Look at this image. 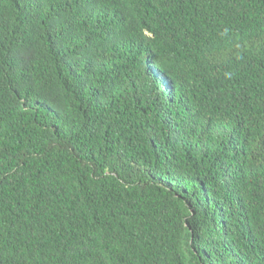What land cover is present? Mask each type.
<instances>
[{"label": "trees", "instance_id": "obj_1", "mask_svg": "<svg viewBox=\"0 0 264 264\" xmlns=\"http://www.w3.org/2000/svg\"><path fill=\"white\" fill-rule=\"evenodd\" d=\"M0 264H264V0H0Z\"/></svg>", "mask_w": 264, "mask_h": 264}]
</instances>
